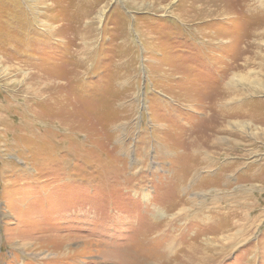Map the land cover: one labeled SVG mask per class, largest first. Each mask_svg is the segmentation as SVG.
I'll list each match as a JSON object with an SVG mask.
<instances>
[{"label": "rangeland", "instance_id": "obj_1", "mask_svg": "<svg viewBox=\"0 0 264 264\" xmlns=\"http://www.w3.org/2000/svg\"><path fill=\"white\" fill-rule=\"evenodd\" d=\"M223 74L236 100L264 102V0H0V264H167L191 241L200 264H264L258 182L235 235L206 224L215 175L243 163L239 191L263 139L187 178L203 222L189 206L161 223L181 159L157 135L204 121Z\"/></svg>", "mask_w": 264, "mask_h": 264}, {"label": "bare ground", "instance_id": "obj_2", "mask_svg": "<svg viewBox=\"0 0 264 264\" xmlns=\"http://www.w3.org/2000/svg\"><path fill=\"white\" fill-rule=\"evenodd\" d=\"M241 59L243 60V58ZM238 66L239 65H236L235 67ZM226 75L227 74H223L220 83L212 89L211 104L209 106H204L205 108H210V111L205 115L206 119L204 121H198L189 133L176 134L171 140H168L167 137L157 135L163 143L158 142L160 144L158 145L160 149H165L167 147L175 153L174 155L177 159H181L179 173L177 176L174 175L175 177L173 176L169 182L172 187L171 202L169 201L167 210L169 215L166 216L167 219L161 222L164 223L167 221L165 224H167L168 227L178 218L189 216V213L185 214V212H189V206H193L194 212L193 215H191L193 221H191V223H193L194 226L196 223H201L202 218H204L203 216H205L202 212V202L194 203V198L183 197V193L187 190V178H194L197 176L201 168H204L207 165H213L217 162L222 151L228 152L226 154L231 156L238 155L239 157H244L245 155L256 153L255 151L259 152L260 149L263 148L261 147L260 149L248 153L245 151L248 148L253 149L255 147L256 139L260 138L264 140V132H259V129H264V102L259 100H254V102L253 100L250 101L245 99L236 100V98H234L236 97V94L234 95V93L237 89L232 86L233 81H230L229 79L227 80ZM232 95H234V97ZM239 96L241 97L242 93H239ZM187 103H189V101ZM251 103H253L254 106H252ZM199 107L200 109H203V105ZM228 136H232V138ZM253 139L254 142H251ZM263 159L264 157L261 158V160ZM241 164L243 163L227 162L224 166V170L222 169V171L217 174L215 173L216 175L214 174L215 179L212 182L215 185L214 188L216 190V195L213 196L214 200L212 202L213 209L211 211L213 214L211 215L210 213L212 218L207 220L206 224L215 231V241L223 238L222 236L224 235L231 238L232 235H235L238 231L240 225L237 224V221H235L234 218L239 216L238 209L249 206V200L253 194L250 193L251 191L247 188V184L254 181L258 182L260 186L255 185L257 187L256 191L264 188V162L257 165L255 164L254 166L252 163H249L247 171H244L239 175L237 174V179L242 183L239 191L237 190L236 193L229 194L227 190L231 184L230 173L234 172V169ZM250 164L252 167H250ZM201 182L202 181L200 180V183ZM143 196H145V193H143ZM237 197L242 198L243 201ZM234 201L235 203L232 204ZM220 202L225 203V212L220 211ZM175 208H178L179 210L176 213H173V209ZM185 208L187 210H185ZM219 215H221V217H219ZM243 216L245 217L246 215ZM155 224H150V227L152 226L151 228H154L153 226H155ZM187 226L188 224H186V227ZM180 227L181 226L177 228L178 231H180ZM165 236H167L166 242H163L162 236H160V240L162 241L160 242L167 250L173 245L172 242L175 241L176 238L170 234H166ZM194 243V241H191L189 242V246L182 245L185 249L184 253L179 254L178 256L174 254V257H177V259H175L176 261L169 258L166 260V263L200 264V262L205 259V248L201 241L200 243L198 242L199 244H197V248H191V244L194 245ZM163 253H165L164 250ZM147 263L148 262H146V264Z\"/></svg>", "mask_w": 264, "mask_h": 264}]
</instances>
